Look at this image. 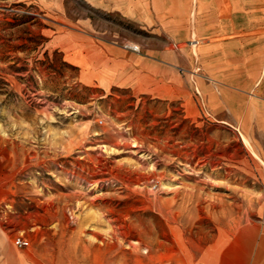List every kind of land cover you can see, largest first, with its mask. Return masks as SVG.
<instances>
[{"label": "rangeland", "instance_id": "1", "mask_svg": "<svg viewBox=\"0 0 264 264\" xmlns=\"http://www.w3.org/2000/svg\"><path fill=\"white\" fill-rule=\"evenodd\" d=\"M149 1L165 3L149 44L183 17L186 40L164 29L161 59L127 40L143 57L105 60L77 55L36 5L0 0V264H264V74L238 90L253 119L220 120L195 0Z\"/></svg>", "mask_w": 264, "mask_h": 264}, {"label": "crops", "instance_id": "2", "mask_svg": "<svg viewBox=\"0 0 264 264\" xmlns=\"http://www.w3.org/2000/svg\"><path fill=\"white\" fill-rule=\"evenodd\" d=\"M3 1L36 5L43 11L46 20L60 28L62 36H67L62 38V42L78 43L73 49H77V55L81 54L84 59L90 57L91 48L97 57L105 60L118 58L116 54L121 57H143L120 45L127 40L139 43L146 57L151 52V55L161 59L164 55V29L178 35L180 41L186 40L190 33L189 19L183 17L168 23V28L164 23L157 24L158 43L156 46L149 44V27L154 22L165 20L163 1L152 5L149 0ZM259 5L253 0H204L197 4L195 0L191 11L192 21L195 19L199 25L197 32L204 34L205 52H208V108L222 121L253 119L251 110L247 113L249 117H243L237 107L238 90L255 89L262 82L264 74V53L259 30L255 28L258 24L256 7ZM152 9L157 11L156 18L150 12ZM185 10H188L187 5ZM101 20H107L109 28H104ZM200 26H203V30H200ZM134 30L139 39L133 38ZM116 41L120 43L117 45ZM94 72L102 73L100 69ZM99 80L104 87L109 85L107 79L101 81V75ZM259 120L262 123L260 129L264 132V114L256 122ZM244 131L248 137L252 136L247 126Z\"/></svg>", "mask_w": 264, "mask_h": 264}, {"label": "built area", "instance_id": "3", "mask_svg": "<svg viewBox=\"0 0 264 264\" xmlns=\"http://www.w3.org/2000/svg\"><path fill=\"white\" fill-rule=\"evenodd\" d=\"M154 186H157V183ZM14 244L18 248H26L30 245V242L27 238H25L23 236H17L14 239Z\"/></svg>", "mask_w": 264, "mask_h": 264}]
</instances>
